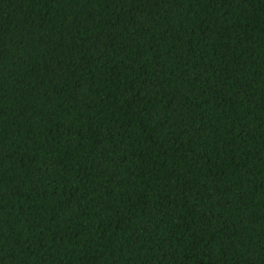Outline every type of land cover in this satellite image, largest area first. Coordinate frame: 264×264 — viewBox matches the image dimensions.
I'll use <instances>...</instances> for the list:
<instances>
[{"label":"trees","instance_id":"1","mask_svg":"<svg viewBox=\"0 0 264 264\" xmlns=\"http://www.w3.org/2000/svg\"><path fill=\"white\" fill-rule=\"evenodd\" d=\"M0 264H264V0H0Z\"/></svg>","mask_w":264,"mask_h":264}]
</instances>
